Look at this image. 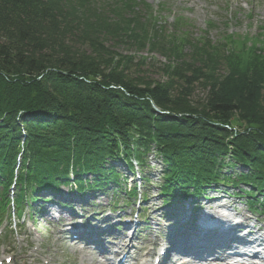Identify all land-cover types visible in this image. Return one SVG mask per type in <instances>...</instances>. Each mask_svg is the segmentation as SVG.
I'll list each match as a JSON object with an SVG mask.
<instances>
[{"label":"trees","instance_id":"16d2710c","mask_svg":"<svg viewBox=\"0 0 264 264\" xmlns=\"http://www.w3.org/2000/svg\"><path fill=\"white\" fill-rule=\"evenodd\" d=\"M148 6L0 0V219L41 190L119 186L115 164L146 166L153 146L165 204L225 187L264 214V25L196 39ZM121 48L169 61L166 81L140 77L147 58Z\"/></svg>","mask_w":264,"mask_h":264},{"label":"rangeland","instance_id":"374dc122","mask_svg":"<svg viewBox=\"0 0 264 264\" xmlns=\"http://www.w3.org/2000/svg\"><path fill=\"white\" fill-rule=\"evenodd\" d=\"M135 1L140 2V4L144 2L149 5L148 7L142 8L141 12L146 14H148L149 11L155 12V15H159L162 19V21L160 20L161 22L167 23V27L169 31H171V34H176V32L171 30L172 27L170 26L175 20L179 19L185 21L188 24L186 28L189 30V33L196 39L207 34L210 39L215 42L220 40L221 36H227L228 34H234V36L244 34V37L251 39L253 35L261 30L260 27L264 25V0ZM177 35L182 36L180 33H177ZM119 53L122 55H130L131 53L138 59L142 56L146 57L148 63L146 66L147 70L145 69L146 72H142L140 77L145 76V79H154L157 81L165 80L160 70L164 65L168 64L169 61L164 60L160 56L152 57L149 53H144L143 55L135 54V52H129L126 48H121ZM134 76H137V74H134ZM205 94V91L200 89L197 90L194 100L198 101L204 99L206 96ZM148 161L152 166V169L148 172V176L151 179V184H153V188L149 191V197H154L153 202L151 201L149 206H153L151 211L154 210V213L159 216L162 213V202L159 197L155 198L158 196V185L155 179L162 174L163 165L160 158H156L155 160L151 155L148 156ZM121 163L122 162L117 163L116 167L119 171H123V173L127 175L128 173L123 163ZM128 176L132 178L130 175ZM129 184L128 188H132L135 185H140V181L137 180V183L134 184V182L129 179ZM61 191L67 192L69 189L64 188L61 189ZM142 191L143 189L141 187L140 192ZM229 191L232 193L231 189ZM212 195L216 196L215 192ZM119 197L118 200L113 202L110 197L105 198L100 196L99 203L103 204V206H107L110 203L115 204V202H118L116 204L117 210H123L120 209V207L123 208V198L122 196ZM105 199L109 201H105ZM29 202L31 205L33 204L31 201ZM138 202L139 200L136 199V203ZM234 202L236 204V209L246 217H255L248 211L242 200L236 198ZM23 212L24 218L22 220H17L18 223L14 218L10 217L4 223L1 222L0 224V264H96L103 261L101 260L102 257L98 256L97 252L83 250L82 246L77 248L72 247V240H59L57 229L58 231L63 229L54 219L47 223L41 221L39 223V219L37 218V222L35 221V223H33L32 219L34 216L32 212H30V207L26 205L23 208ZM149 214L150 210L147 215L149 216ZM55 215L56 218L59 217L62 220L69 219L70 217L69 214L66 213H62L58 216L57 214ZM51 223H53V226ZM165 233L166 230L163 229V227H157L153 235L148 237V239L150 241H156L159 238L158 236L161 235V239L165 241ZM67 236L69 238L71 237V235ZM136 243L137 242H134V244ZM153 247L152 245L149 246L150 249Z\"/></svg>","mask_w":264,"mask_h":264},{"label":"bare ground","instance_id":"6f19581e","mask_svg":"<svg viewBox=\"0 0 264 264\" xmlns=\"http://www.w3.org/2000/svg\"><path fill=\"white\" fill-rule=\"evenodd\" d=\"M60 188H61V187H60ZM254 246H256V247H260V246H262V245H261L259 242H255V243H254ZM160 255H161V253L158 254L159 257H160ZM30 257H31V255H30ZM32 258H33V257H32ZM156 260H158V259L153 258V264H157ZM164 260H168V258L165 257ZM96 264H104V263H103V262H98V263H96ZM261 264H264V263H261Z\"/></svg>","mask_w":264,"mask_h":264},{"label":"water","instance_id":"95a60500","mask_svg":"<svg viewBox=\"0 0 264 264\" xmlns=\"http://www.w3.org/2000/svg\"><path fill=\"white\" fill-rule=\"evenodd\" d=\"M155 109H156L157 113H161V111H159L157 108H155Z\"/></svg>","mask_w":264,"mask_h":264}]
</instances>
